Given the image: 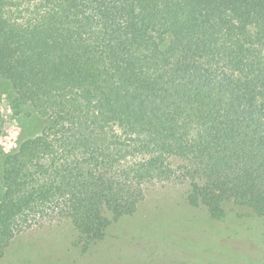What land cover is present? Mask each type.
I'll return each instance as SVG.
<instances>
[{
  "label": "trees",
  "instance_id": "1",
  "mask_svg": "<svg viewBox=\"0 0 264 264\" xmlns=\"http://www.w3.org/2000/svg\"><path fill=\"white\" fill-rule=\"evenodd\" d=\"M0 79L43 120L1 162L0 257L62 219L87 250L158 183L264 217V0H0Z\"/></svg>",
  "mask_w": 264,
  "mask_h": 264
},
{
  "label": "rangeland",
  "instance_id": "2",
  "mask_svg": "<svg viewBox=\"0 0 264 264\" xmlns=\"http://www.w3.org/2000/svg\"><path fill=\"white\" fill-rule=\"evenodd\" d=\"M11 85L0 79V167L4 153L41 130L32 107L15 114ZM37 116V115H36ZM187 182L147 186L131 214L108 226L106 236L82 250L68 219L44 221L15 235L0 264H264V217L245 206H226L212 218L187 201Z\"/></svg>",
  "mask_w": 264,
  "mask_h": 264
}]
</instances>
